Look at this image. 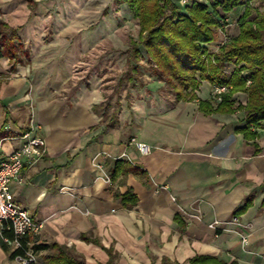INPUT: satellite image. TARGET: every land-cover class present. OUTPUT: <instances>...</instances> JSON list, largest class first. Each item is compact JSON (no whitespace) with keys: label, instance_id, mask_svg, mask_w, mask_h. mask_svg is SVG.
Here are the masks:
<instances>
[{"label":"crops","instance_id":"obj_1","mask_svg":"<svg viewBox=\"0 0 264 264\" xmlns=\"http://www.w3.org/2000/svg\"><path fill=\"white\" fill-rule=\"evenodd\" d=\"M88 2L0 0V20L24 52L17 63L0 58V159L18 146L3 140L26 130L31 109L46 143L43 159L10 186L41 225L29 243L63 248L84 264H109V253L113 264H188L195 256L264 264V129L246 140L237 132L242 112L170 105L156 86L128 88L144 97L128 95L115 110L96 80L82 84L100 40ZM233 218L247 226L245 247L237 233L207 227ZM51 252L38 253L37 264ZM0 264H17L1 246Z\"/></svg>","mask_w":264,"mask_h":264},{"label":"trees","instance_id":"obj_2","mask_svg":"<svg viewBox=\"0 0 264 264\" xmlns=\"http://www.w3.org/2000/svg\"><path fill=\"white\" fill-rule=\"evenodd\" d=\"M118 1L127 6L139 26L137 40L129 42V65L125 77L130 89L135 88L143 76L136 64L145 60L149 66L146 69L149 77L163 84L161 90L169 88L170 95L174 92L173 103L197 102L199 111L204 114L242 112L245 126L237 132L246 140L258 137L257 130L264 129V13L255 12V19L248 21L251 8H245L239 19V34L231 37L220 53L205 59V44L214 40L215 32L223 21L219 12L226 14L241 7L240 0H190L184 7L178 5V0ZM18 42L16 31L0 20V58L6 57L17 63L24 55ZM226 64L239 66L230 77L224 73ZM198 79L213 87L225 88L227 92L220 94L219 102L212 98L200 100L193 94L199 88ZM236 93L246 96L244 105L233 99ZM114 109L119 110V104H115ZM115 170L118 171V166ZM122 198L130 205L135 203L130 194ZM250 203L248 199L233 216L238 217ZM4 235L12 237L10 232ZM0 246L11 261L20 254L19 251H10L1 239ZM31 250L36 255L53 250L45 256V264H84L70 257L63 248L32 245ZM109 264H113L110 253ZM160 264L178 263L163 259ZM188 264L226 263L211 256H195Z\"/></svg>","mask_w":264,"mask_h":264},{"label":"rangeland","instance_id":"obj_3","mask_svg":"<svg viewBox=\"0 0 264 264\" xmlns=\"http://www.w3.org/2000/svg\"><path fill=\"white\" fill-rule=\"evenodd\" d=\"M176 1V0H175ZM241 7L234 9L229 13L219 12L223 21L215 32V37L212 42L205 44L204 58L220 53L222 47L231 37L239 34V19L243 15L245 8H251L248 21H253L256 17L255 12L264 13V3L262 0H240ZM90 10V14L95 27L91 33L99 29L100 40L98 45H95L90 58H87L86 65L88 66L87 75H83L82 84L90 85L88 82L96 80L105 96L109 95V105L125 104V97L129 95L132 100H138L144 97L138 94L137 91L127 93L130 84L127 82L125 72L128 71V56L130 40H137L139 26L137 21L132 18L127 6L119 4L118 0H90L86 4ZM97 12H95V9ZM182 11V10H181ZM95 12V13H94ZM184 12V11H183ZM144 55V51L140 48ZM139 70L143 73L140 77V83H137L136 88L140 87H163L155 78H150L146 69L149 67L145 60L139 61L136 64ZM239 66L234 64H226L224 73L226 77H230L233 71ZM199 88L196 92H192L198 99L206 100L208 97L219 102L220 94L227 92L224 90L218 92L222 87H213L207 81L198 79ZM75 84H78L76 81ZM73 85V83H69ZM142 85V86H141ZM160 88V89H161ZM167 90H158V95L165 99L170 105L175 98L174 92L172 95L169 88ZM190 91V90H189ZM147 93V91H146ZM170 93V94H169ZM150 94V93H149ZM146 96V95H145ZM245 97V99H244ZM236 103L245 104L246 96L242 93H236L233 96Z\"/></svg>","mask_w":264,"mask_h":264},{"label":"built area","instance_id":"obj_4","mask_svg":"<svg viewBox=\"0 0 264 264\" xmlns=\"http://www.w3.org/2000/svg\"><path fill=\"white\" fill-rule=\"evenodd\" d=\"M189 2L190 0H178V5L184 7ZM224 90L225 88H221L218 92ZM5 130L10 131L8 127ZM40 131L41 126L36 122L31 109L26 130L3 140L18 143L11 153L0 159V239L8 248L20 252L14 260L17 264H37L38 262L37 255L31 250L32 245L28 239L39 232L41 225L34 223L29 213L15 203L10 186L14 183L21 184L25 166H33L45 156L46 143ZM136 148L142 155H147L150 151L149 146L141 143H137ZM95 166L101 168L99 165L95 164ZM104 178L109 182L107 176ZM60 192L66 193L67 189H61ZM172 200L175 201V199ZM190 217L197 218L193 215ZM230 226L237 230H231ZM207 227L214 231L218 229L224 232L233 231L240 236L243 247L248 244L247 236L242 233L247 226L241 224L237 218L227 222L213 221ZM6 232H10L12 237L5 236Z\"/></svg>","mask_w":264,"mask_h":264}]
</instances>
